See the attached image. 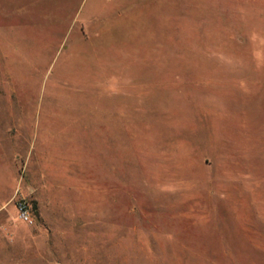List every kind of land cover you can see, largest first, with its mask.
Returning <instances> with one entry per match:
<instances>
[{"label": "rangeland", "instance_id": "obj_1", "mask_svg": "<svg viewBox=\"0 0 264 264\" xmlns=\"http://www.w3.org/2000/svg\"><path fill=\"white\" fill-rule=\"evenodd\" d=\"M0 264H264V0H0Z\"/></svg>", "mask_w": 264, "mask_h": 264}, {"label": "built area", "instance_id": "obj_2", "mask_svg": "<svg viewBox=\"0 0 264 264\" xmlns=\"http://www.w3.org/2000/svg\"><path fill=\"white\" fill-rule=\"evenodd\" d=\"M17 210H18V218L26 223H31L29 218V213L27 209V205L25 202H18L17 203Z\"/></svg>", "mask_w": 264, "mask_h": 264}]
</instances>
